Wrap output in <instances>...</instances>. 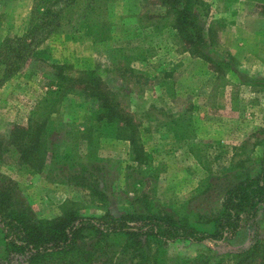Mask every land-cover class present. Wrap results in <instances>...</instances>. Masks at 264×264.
Returning <instances> with one entry per match:
<instances>
[{
  "label": "rangeland",
  "instance_id": "1",
  "mask_svg": "<svg viewBox=\"0 0 264 264\" xmlns=\"http://www.w3.org/2000/svg\"><path fill=\"white\" fill-rule=\"evenodd\" d=\"M86 2L81 0V6ZM201 2L208 47L200 50L213 62L184 47L164 0H92L77 27H62L37 48L39 60L7 78L0 71V174L17 185L36 216L53 217L66 201H76L85 215L109 211L118 216L142 204V197L167 211L188 206L209 213L236 179L259 171L264 157V69H259L264 48L246 32L264 36V17H247L259 14L252 0ZM33 3L0 0V42L25 33ZM73 19L79 18L75 14ZM231 46L237 48L235 54ZM58 63L69 65L72 74L85 72L88 79L95 74L133 118L137 144L144 151L140 163L133 160L129 141L109 136H101L87 157L77 131L94 107L78 95L66 96L52 115L55 124L62 123L53 136L59 156L46 158L38 172L18 162L10 134L15 126H27L36 102L54 84L51 65ZM63 153L70 159L62 161ZM47 160L56 168L64 164L63 172L56 175ZM71 162L88 165V183L98 184L104 202L87 186L68 180ZM257 230L264 235V203L256 219L232 237L170 241L165 251L171 260L199 253L219 256L246 247Z\"/></svg>",
  "mask_w": 264,
  "mask_h": 264
},
{
  "label": "trees",
  "instance_id": "2",
  "mask_svg": "<svg viewBox=\"0 0 264 264\" xmlns=\"http://www.w3.org/2000/svg\"><path fill=\"white\" fill-rule=\"evenodd\" d=\"M91 1L81 6V0H34L25 33L0 42L2 77L16 74L39 60L37 48L62 27L79 23ZM252 1L264 17V0ZM164 2L184 47L213 62L210 55L201 53L202 48L208 47L198 11L201 0ZM75 14L77 21L73 19ZM51 67L55 70L53 86L36 102L27 126H15L10 134L9 143L15 148L18 162L38 172L46 166V158L59 156L53 136L62 123L55 124L52 115L66 96L78 95L86 97L94 107L85 116L82 131H77L85 141L87 157L101 136H109L129 141L132 158L140 163L144 151L137 144L133 118L119 108L101 80L95 74L91 79L85 72L72 74L65 63ZM61 158L66 161L70 154L63 153ZM63 166L56 168L55 162L47 160V168L56 171V175L63 172ZM259 166L255 175H244L227 187L218 207L209 213L182 205L167 211L142 197L139 201L143 205L138 201L141 205L118 216L109 211L85 215L76 201H66L57 215L40 218L20 196L17 185L0 174V264H264V235L259 230L246 247L219 256L199 253L171 260L165 251L170 241H220L232 237L243 225L255 220L264 203V157ZM68 168L73 169L69 181L87 186L98 201L106 200L97 183H88L92 173L87 164L71 162Z\"/></svg>",
  "mask_w": 264,
  "mask_h": 264
},
{
  "label": "crops",
  "instance_id": "3",
  "mask_svg": "<svg viewBox=\"0 0 264 264\" xmlns=\"http://www.w3.org/2000/svg\"><path fill=\"white\" fill-rule=\"evenodd\" d=\"M243 17V16H242ZM247 17H251V18H253V19H259V14H258V12H255V13H250V14H248V16ZM240 18V20H241V17H239ZM238 19V18H237ZM243 19V18H242ZM245 20H246V17H245ZM237 24H239L238 22H237ZM240 25V24H239ZM248 35H251V37H249V38H253V40L254 41H256V42H258V44L259 45H263V48H264V36H263V34L262 33H258V32H253V31H247L246 32ZM237 44V43H236ZM231 48H233V53L235 54L236 52V50H237V48H234V47H232L231 46ZM251 50L250 51H253V49L252 48H250ZM252 53H255V52H252ZM246 55H250V53H246ZM264 55V53L262 54V56ZM261 57V56H260ZM245 61H243L242 59H241V67H245V65L243 64ZM259 69L260 70H262V69H264V62H261L260 61V65H259Z\"/></svg>",
  "mask_w": 264,
  "mask_h": 264
}]
</instances>
